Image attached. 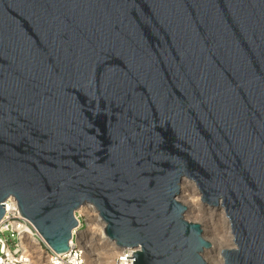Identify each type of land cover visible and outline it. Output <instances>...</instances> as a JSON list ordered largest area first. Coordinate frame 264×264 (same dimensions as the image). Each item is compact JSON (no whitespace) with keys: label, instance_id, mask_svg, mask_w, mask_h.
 Instances as JSON below:
<instances>
[{"label":"water","instance_id":"1","mask_svg":"<svg viewBox=\"0 0 264 264\" xmlns=\"http://www.w3.org/2000/svg\"><path fill=\"white\" fill-rule=\"evenodd\" d=\"M264 264V0H0V220L69 249L92 206L133 264Z\"/></svg>","mask_w":264,"mask_h":264},{"label":"rangeland","instance_id":"2","mask_svg":"<svg viewBox=\"0 0 264 264\" xmlns=\"http://www.w3.org/2000/svg\"><path fill=\"white\" fill-rule=\"evenodd\" d=\"M185 183H187V187L189 186L190 188L194 187L193 188L194 192L192 195L188 196L189 198H186L183 192L180 193L178 197V200H180L182 203L187 205L188 209L185 213V218L189 221L191 220V221L200 222L204 230V234H203L204 238L208 239L212 244V248L208 249L203 253V257L207 261V263L222 264V262L217 263L218 262L217 259L219 258L221 259V255L219 252L220 249L230 248L234 246L228 219L225 213H223L224 211H222L223 210L222 208L218 209L217 207H210V206L206 207V205L203 206V204L200 201V194L198 193L196 187L193 186V183L190 181H186ZM183 184L184 183H181V191L182 188H184ZM194 197L199 198L200 202H198L199 204L197 205L199 206L202 205L199 211H195L192 208H190L192 207L191 203L195 202L193 201ZM189 199L190 201H188ZM76 215L78 216L81 223L79 227V231L85 232L84 233L85 238L90 237L89 230L95 223L98 225L99 228L103 229L104 227L102 222L99 220V215L97 211L90 205H84L78 208L76 211ZM98 238H99L98 236H95V240L90 242L91 246L88 249V254L86 253V260L88 264H115V259L119 251L111 247V245L107 242H106L107 247L105 246L106 248L103 249L102 247H104L105 241H102V239H98ZM37 251L40 253L39 264H46L47 263L46 260L48 259L46 257V246L44 245V243L41 242V245L39 244ZM109 253L111 255H109Z\"/></svg>","mask_w":264,"mask_h":264},{"label":"built area","instance_id":"3","mask_svg":"<svg viewBox=\"0 0 264 264\" xmlns=\"http://www.w3.org/2000/svg\"><path fill=\"white\" fill-rule=\"evenodd\" d=\"M4 204V214L0 220V264H28L29 255H27L21 245V234L25 228L32 230L33 236L39 244L41 242L46 246V257L51 264H87L85 252L77 243V232L72 230V236L69 241V249L65 252L57 253L49 248L42 237L35 229L33 224L23 217L18 209L17 202L13 197H8ZM79 223V218L76 215ZM81 223L78 225V229ZM104 226V224H103ZM104 228V227H103ZM133 249L120 251L115 259V264H133Z\"/></svg>","mask_w":264,"mask_h":264},{"label":"bare ground","instance_id":"4","mask_svg":"<svg viewBox=\"0 0 264 264\" xmlns=\"http://www.w3.org/2000/svg\"><path fill=\"white\" fill-rule=\"evenodd\" d=\"M186 181H189L188 179H185V180H182V182L181 183H184L183 185V187L184 188H182V191H181V183H180V193H182L183 192V194H185V197L186 198H189L188 196L189 195H192L193 194V192H194V187L192 188H190V186L189 187H187V183H185ZM191 182V181H190ZM193 186H194V184H193ZM196 194V193H195ZM180 195V194H179ZM179 195H178V197H179ZM185 201V200H184ZM188 201H190V199L188 200ZM193 201H195L194 203H191V206L192 207H190V208H192L193 210H195V211H199V209H200V207L202 206H199V205H197V204H199L198 202H200L201 201V199H200V201H199V198H193ZM190 203V202H189ZM201 203L203 204V206L205 205L202 201H201ZM207 207V206H206ZM189 208V209H190ZM219 209V208H218ZM191 210V209H190ZM221 211V210H220ZM223 211V210H222ZM192 212V211H191ZM222 213V212H221ZM224 213V212H223ZM90 216V215H89ZM95 219V218H94ZM100 220V219H99ZM102 222V221H101ZM79 223H80V220H79ZM90 223V222H89ZM102 224H103V222H102ZM90 225V224H89ZM103 227V226H102ZM90 228V227H89ZM90 237H88V238H85V236H84V231H78L77 232V243H78V245L80 246V247H82L83 248V250H84V252H85V258H86V253L88 254V249H89V247L91 246L90 245V242L91 241H94L95 240V236H98L99 238L98 239H102V241H105V243H104V247H102L103 249L104 248H106L107 246H106V244L107 243H109L110 245H111V247H113L114 249H116L117 251H122L120 248H119V246L114 242V241H111L106 235H105V233L103 232L104 231V228L102 229V228H99L98 227V225L95 223L91 228H90ZM204 231V230H203ZM213 238V237H212ZM107 242V243H106ZM21 245H22V248H23V251L27 254V255H29V257H30V259H29V263L28 264H39L40 262H39V255H40V253L37 251V249H38V247H39V242L37 241V239L33 236V234H32V230L30 229V228H25L24 230H23V232H22V234H21ZM106 246V247H105ZM112 248V249H113ZM208 249H206V250H204V252L205 251H207ZM110 251V250H109ZM118 252V253H119ZM38 254V255H37ZM44 255V254H43ZM109 255H111L110 253H109ZM218 258V257H217ZM217 263H221L222 262V259H217ZM46 264H51L50 262H49V260H46ZM86 262H87V260H86ZM87 264H88V262H87Z\"/></svg>","mask_w":264,"mask_h":264}]
</instances>
